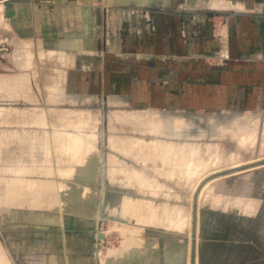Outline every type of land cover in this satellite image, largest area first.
<instances>
[{
    "label": "crops",
    "instance_id": "0c3cea01",
    "mask_svg": "<svg viewBox=\"0 0 264 264\" xmlns=\"http://www.w3.org/2000/svg\"><path fill=\"white\" fill-rule=\"evenodd\" d=\"M0 39L19 44L14 50L19 67L33 65L30 58L25 62L21 58L34 54L21 48L22 41L35 42L36 55L69 58L61 84L49 85L61 91L62 97L54 101L77 104L102 98L108 104L167 109L179 120L264 113V0H159L149 5L0 0ZM31 88L30 76L21 71L0 76L3 98L21 99ZM6 115L10 114L0 118L4 122L0 124V264H104L100 236L106 232L100 233L97 225L103 215L99 186L111 181L102 174L99 136L84 127L57 128L54 134L26 125L9 127L5 122L11 118ZM64 117L66 127L76 122ZM33 120L48 125L44 114ZM53 135L70 154L67 160L53 150L51 156L46 139ZM165 152L156 159L149 152L134 158L148 168L162 169L171 180V157L167 148ZM130 168V178L116 181L129 179L131 191L140 184L162 183L144 170ZM85 169L91 170L90 176H85ZM251 169L258 171L248 186L261 188L264 171L257 167L211 184L227 178L226 186L232 175ZM79 187L96 190L92 215L63 205ZM257 193L236 199L249 203L244 208L201 210L193 264L196 258L199 264H264V206L253 205L255 199L264 198ZM131 197L140 199L138 192H131ZM144 229L153 242L158 235L156 254L128 262L120 256L114 264H186V242L180 245L178 260L169 262L164 249L169 238L164 234L170 231Z\"/></svg>",
    "mask_w": 264,
    "mask_h": 264
},
{
    "label": "rangeland",
    "instance_id": "374dc122",
    "mask_svg": "<svg viewBox=\"0 0 264 264\" xmlns=\"http://www.w3.org/2000/svg\"><path fill=\"white\" fill-rule=\"evenodd\" d=\"M98 44L100 43L98 42ZM18 45L19 44L16 45L14 42L3 41L0 39V76L7 73L14 75L21 71V73L30 76L33 82V88L27 92L26 97H22L21 99H17V97L15 98L14 96L10 99H6L3 98L0 93V118L7 113L10 115L6 116H10L11 120L5 123L8 124L9 127H16V125H19L18 127H23L26 125L27 128L35 127L47 132L49 131V134H54L57 128H64L68 131L76 129L73 125L66 127V118L68 117L62 116L63 111H83L88 114L87 122L85 124L86 126H82L81 121H77L78 124L81 125L78 128L84 127L83 129H86L88 133H96L99 136L98 153L101 155V164H104L102 174L104 172L109 179L112 178L113 180L111 183L99 186L101 188V196L103 195V197H100L98 203L100 209L97 207L99 212L102 210L103 213L105 195L111 197L115 192H120L122 196H126L131 192H138V197L140 199L145 196L154 197V199L149 201H152V203L156 205L163 206V204L167 205V203H181L184 204L186 209H189L191 206L189 195H191L193 183L186 182V178L183 174H180L179 177L178 170H181V168L176 167V164L177 161H182L181 152L188 156L191 151L195 149L196 145H199L198 147H200V154L202 153L201 159L209 160V166L207 168L210 169L232 165L234 160L231 156L238 151V159L253 160L264 157V113L239 114L232 119H218L217 117L206 116L202 117V119L196 120L191 119V117H187V120H179L176 116L169 114L168 111L170 112V110L167 109H150L140 106L108 104L102 98L101 101L93 99L77 104L54 101L53 99L55 97H58L59 99L62 95L59 92L56 95L51 94L53 89H51L49 85L61 84L63 79L62 71L66 68L67 60H69V58L67 56L59 58L58 56L36 55V52L39 53V50L37 51L34 46L35 42L22 41L20 42L21 48L28 49V53L32 52V54H34L31 55V57L23 56L21 58L24 62L28 61L30 58L33 65L27 66L26 64H23L19 67L17 63L20 58L19 56L14 55V50ZM56 99L57 98H55V100ZM7 109L8 111H6ZM118 111L119 113L123 112L125 114L133 113L143 119L141 118V121H138V123L133 121V123H137L134 125L132 121L128 122V120L123 119L125 120L124 122L127 121V124L124 122L123 124L121 123L122 119L119 121L115 117V121L111 117ZM37 114H44L47 117L48 125L36 124L33 119ZM156 114L157 116H155ZM144 117L145 119L154 117V122H147ZM1 123L4 122L0 121V124ZM128 123H132V125ZM238 127H241L242 131H239L240 129H238ZM248 128H250L249 132L254 131V129L257 131L258 138L254 144L255 146L250 145L248 149H239L238 144L236 143V141H238V135L242 132L249 133L247 132ZM246 129L247 131H245ZM231 131L233 132V135ZM224 132L226 135L223 134ZM56 136L57 135L47 136L46 140H48L47 145L51 149L50 152L53 150L56 155L59 154L63 160H67L68 157H70V154L68 156L66 149L62 147L60 143L59 137ZM222 137H225V139ZM111 138L115 139L114 141L117 142L115 146H113ZM135 142H140V145H134ZM166 142L176 143L178 144L177 147H179L177 151L170 153V168L172 173H174V176H170L171 180H168L165 178L166 176H163L162 169L157 170V168L154 167L148 168L147 165L144 166L141 163H137L135 160L137 155L140 158L146 156V152H149L151 156H154V159L160 155L162 156L163 150L164 152L166 151V148L164 147ZM155 144L158 146L161 145L162 148H159L158 146L157 148H150V146H155ZM216 145L217 147L219 146V149H216ZM166 153L167 152H165V156H167ZM217 153H220L221 160L214 162ZM50 154L52 156V152ZM131 166L144 170L146 173L151 174V176L154 175L156 178H159L162 183L155 182L150 185L140 184L134 186L135 188L133 187V191H131L129 185L125 183L120 184L116 181L129 176L126 174L131 170ZM155 166H157V164H155ZM209 170L205 169V173L209 172ZM261 170L264 171V168ZM257 171V169H251L232 175L229 178V184L225 186L226 191L222 193L219 191H213L212 194H207L200 204L194 201L193 220L196 219L195 210L197 208H201L203 212L213 207L219 212L232 211L233 208L238 207L239 201L236 199L243 193H254L255 195H258L257 192H260V197L264 198V184L261 188L260 185L256 186L250 184V186H248L247 184L248 180L253 179V176ZM225 180H227V178H222L213 185H224ZM170 195H172V198H170ZM178 195L182 196L183 200L177 199L176 196ZM217 198H219V200H217ZM211 199L213 200L211 201ZM253 203L256 207H262L264 206V199H255ZM97 225L100 233L106 232V234H102L104 236H100L104 239V244L101 248L103 254H106L110 249L120 248L125 245L127 238L118 227L127 225V222H115L114 219H109L102 215V217L98 218ZM153 228L157 231L165 230L161 226H155ZM141 234L146 236V233L144 232ZM176 234L177 233L170 231L164 235L167 239L179 235V240H183L186 243L189 242L190 234L187 230L180 234ZM193 237L195 238V235ZM157 241L158 235H155L154 242Z\"/></svg>",
    "mask_w": 264,
    "mask_h": 264
},
{
    "label": "bare ground",
    "instance_id": "6f19581e",
    "mask_svg": "<svg viewBox=\"0 0 264 264\" xmlns=\"http://www.w3.org/2000/svg\"><path fill=\"white\" fill-rule=\"evenodd\" d=\"M113 1H116L117 3H120V4H129L131 2H134L135 4H138V5H149V4L159 2V0H113ZM164 1L166 2L167 0H164ZM58 92L60 93L61 91L55 88L54 94H57ZM62 113L64 116H69L70 118H72L73 121L76 120V122H74L75 125L73 124L74 127L77 128L81 126L80 124H78L77 121L79 122L81 121L82 126H86L85 124L87 122L88 114L84 113L83 111L71 112L69 110H65ZM72 113L74 115H72ZM113 116H111L113 120H115L114 118L116 117V119H118L119 121L121 119L122 120L126 119L128 120V122L132 121V123L133 121L138 123V121H141V118H142L133 113L125 114L123 112L119 113V111L115 112ZM155 116H157V114ZM153 118H146L145 120L147 122L149 121L154 122ZM122 120H121V123L125 121V120L123 121ZM132 123H128V124L132 125ZM137 123H133V125ZM238 129H240L239 131H242L241 127H238ZM249 129L250 128H248V131L247 129L245 131L249 132ZM243 130H244V127H243ZM223 134H225V132ZM69 135L73 136L72 134H69ZM232 135H233V132H232ZM75 137L80 142H84L83 139L79 135L75 134ZM257 138H258V134H257V131L254 129V131L252 132H249V133L242 132L241 134H239L238 141H236V143L238 144L239 149H244V148L248 149L250 145H254L256 143ZM223 139H225V137ZM114 140L115 139L111 138L113 146L117 144V142ZM134 145H140V142H135ZM157 146L158 145L155 144V146H150V148H153V147L157 148ZM177 146L178 144L171 143V142H166V144H164V147L168 149L169 154L173 151H177L179 149V147ZM198 146L199 145H196L195 149H193V151H191L190 155L188 156H186L183 152H181L182 161H177V164H176V167L181 168V170H178V175L183 174L184 177L186 178L185 179L186 182L193 183L192 192H191V195H189L191 199L190 200L191 206L189 209H186L184 204H181V203L180 204L179 203H173V204L167 203V205L163 204V206H161V205H156L152 203V201H147V200H142V199L133 200V198L131 197V193H129L126 196H122L120 192H115L111 197H108V195H105L104 212L102 214L106 218L114 219L115 222H119V223L127 222V225H123V227H118L120 228L121 232L123 233V235L126 236L127 239H126V243L124 242L125 245L123 246V250L122 248L110 249L106 254L101 256L104 264H108V263L114 264L116 261H118V259L120 260L119 258L120 256H123L122 261L128 262L130 261L132 257H140V258L144 257L145 258L149 256L150 254H152L153 252L154 253L157 252L159 249L158 243H157L158 241L153 242L152 238H148L147 236H144L143 234H141L143 233V229L147 226H153V227L161 226L162 228L169 230V231H173L177 234H180L183 231L187 230L190 234V240L188 243H186V246H187L186 250H187V256H188L186 264H193L192 260H195V257H196L195 253L197 252L196 246L195 248L193 247V240L197 242L199 238V225L202 219L201 208L199 209L197 208L195 210L196 219L193 220L194 201L200 204V202L203 199H205L207 194L210 195L212 194L213 191H219L221 193L224 192L226 190L225 185L214 186L213 184H211L213 180H217V178L219 177L228 176L231 173L238 172L246 168H255V167H257L258 169L264 168V157L256 158L253 160L238 159L239 158V151H238L231 156V158L234 160L232 165L210 169V168H207L209 166V160L201 159L202 153L200 154V147ZM158 147L162 148L161 145H159ZM218 147L216 145V149H219ZM217 160H221L220 153L216 154V159L214 160V162ZM205 169H208V170L210 169V170L209 172L205 173ZM84 172H85V176H90L89 174L91 170L85 169ZM171 173L172 171L170 172V176H174V173H172V175ZM126 175H129V176H126L127 178H130L131 170ZM109 180L113 182L112 178H110ZM121 183H125L129 185L130 188H132L130 185L129 179L122 180ZM61 190H64L63 187H60V191ZM77 190L78 191L76 192L75 196H73L72 198H69L67 201L66 200L63 201L64 207L66 208L71 207V209H75L76 211H84V213L92 215V208L94 206L93 203L95 201L94 197L96 194V190L89 189V188H83V187H79ZM171 196L172 195H170V198H172ZM176 197L177 199L183 200V197L180 195ZM212 200L213 199H211V201ZM217 200H219V198H217ZM248 205L249 203L247 202L245 204L239 201L238 208L240 207L244 208V206H248ZM250 205H252V203H250ZM253 205L255 204L253 203ZM194 235H195V238L193 237ZM183 242H184L183 240L179 241L178 239H173V238H169L167 240L164 249H165L166 254L168 255L169 262L170 261L175 262L178 260L179 254L182 250L180 245H182ZM194 263L199 264L197 258H196V262L194 261Z\"/></svg>",
    "mask_w": 264,
    "mask_h": 264
}]
</instances>
